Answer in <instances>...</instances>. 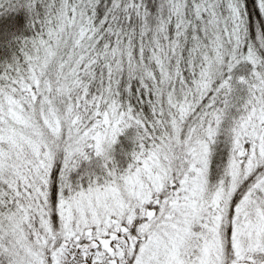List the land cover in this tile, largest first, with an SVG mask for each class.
<instances>
[{
    "label": "snow or ice",
    "instance_id": "1",
    "mask_svg": "<svg viewBox=\"0 0 264 264\" xmlns=\"http://www.w3.org/2000/svg\"><path fill=\"white\" fill-rule=\"evenodd\" d=\"M0 264H264V0H0Z\"/></svg>",
    "mask_w": 264,
    "mask_h": 264
}]
</instances>
